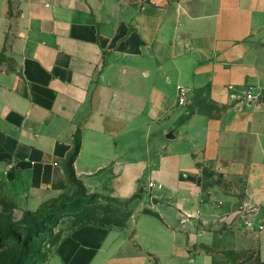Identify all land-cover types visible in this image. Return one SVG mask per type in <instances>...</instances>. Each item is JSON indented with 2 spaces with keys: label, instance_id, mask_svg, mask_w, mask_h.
<instances>
[{
  "label": "crops",
  "instance_id": "obj_1",
  "mask_svg": "<svg viewBox=\"0 0 264 264\" xmlns=\"http://www.w3.org/2000/svg\"><path fill=\"white\" fill-rule=\"evenodd\" d=\"M79 128L77 179L135 213L74 227L63 264H213L191 247L238 221L264 261V0H0V182L74 191Z\"/></svg>",
  "mask_w": 264,
  "mask_h": 264
},
{
  "label": "rangeland",
  "instance_id": "obj_2",
  "mask_svg": "<svg viewBox=\"0 0 264 264\" xmlns=\"http://www.w3.org/2000/svg\"><path fill=\"white\" fill-rule=\"evenodd\" d=\"M24 191L23 185L0 182V264H63L57 245L74 227L124 225L135 213L128 201L98 196L89 199L92 194L78 195L76 190L31 205ZM259 233V228L249 229L238 221L232 229L216 234L213 243L196 244L191 250L210 255L217 264H264L259 257Z\"/></svg>",
  "mask_w": 264,
  "mask_h": 264
},
{
  "label": "trees",
  "instance_id": "obj_3",
  "mask_svg": "<svg viewBox=\"0 0 264 264\" xmlns=\"http://www.w3.org/2000/svg\"><path fill=\"white\" fill-rule=\"evenodd\" d=\"M81 146H82V131L79 128L75 134L74 148L69 155L68 163L66 166V171L68 174L69 183H70L71 187L73 188V190H76L78 195H84L87 193V190H86L84 184L77 179V176L75 173V167H74V163H75V160H76V158H77V156L81 150ZM209 178H214V175L209 173V172H205V180H208ZM205 187H206V184H205ZM96 197H97V195L92 194L89 199H95ZM227 229H231V228H228L226 226V227H224L223 231H225ZM257 244H258V250H259V257H260V240H259V238H258ZM213 264H217V263H214V260H213Z\"/></svg>",
  "mask_w": 264,
  "mask_h": 264
},
{
  "label": "built area",
  "instance_id": "obj_4",
  "mask_svg": "<svg viewBox=\"0 0 264 264\" xmlns=\"http://www.w3.org/2000/svg\"><path fill=\"white\" fill-rule=\"evenodd\" d=\"M192 93V89L188 86H180L178 89V103L179 105H185L188 103V97L189 95ZM156 187H161V186H157L156 184H154L153 182H150L148 184V188L150 190H153ZM248 227H251V224H248ZM263 227L260 226L259 227V231H262Z\"/></svg>",
  "mask_w": 264,
  "mask_h": 264
},
{
  "label": "water",
  "instance_id": "obj_5",
  "mask_svg": "<svg viewBox=\"0 0 264 264\" xmlns=\"http://www.w3.org/2000/svg\"><path fill=\"white\" fill-rule=\"evenodd\" d=\"M167 137H168V138H171V139L175 138L174 132H171ZM153 203H154V204H158L159 201H158L156 198H154V199H153Z\"/></svg>",
  "mask_w": 264,
  "mask_h": 264
}]
</instances>
